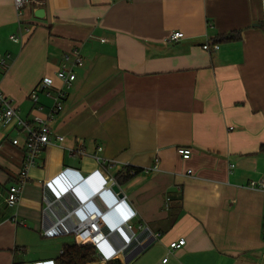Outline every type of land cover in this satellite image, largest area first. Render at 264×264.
<instances>
[{
	"label": "crops",
	"instance_id": "1",
	"mask_svg": "<svg viewBox=\"0 0 264 264\" xmlns=\"http://www.w3.org/2000/svg\"><path fill=\"white\" fill-rule=\"evenodd\" d=\"M177 31L185 38L167 44ZM77 47L84 66L51 124L64 139L42 150L15 208L6 200L25 135L0 122V264H57L77 242L44 237V211L48 224L72 226L84 215L78 201L111 180L129 205L103 222L118 247L135 213L137 240L116 255L123 264H264V192L251 187L264 181V0H30L21 17L14 0H0V58L10 55L0 90L23 118L46 114V93L41 112L30 94L43 79L63 87L59 67ZM179 147L192 150L189 160ZM125 167L141 172L120 185ZM76 184L78 201L66 192ZM99 252L112 254L106 244Z\"/></svg>",
	"mask_w": 264,
	"mask_h": 264
},
{
	"label": "built area",
	"instance_id": "2",
	"mask_svg": "<svg viewBox=\"0 0 264 264\" xmlns=\"http://www.w3.org/2000/svg\"><path fill=\"white\" fill-rule=\"evenodd\" d=\"M29 2L30 0H14L15 10L20 17L23 15V11ZM184 38L185 34L183 32H173L167 38L166 43H176ZM11 41L21 43V34L11 36ZM102 41L104 42V40ZM202 48L205 51L220 50V46L218 44L211 45L209 42H206ZM9 59V54L0 58V69L4 72L9 68ZM84 61L81 47H77L71 53L65 54L57 73V78L63 83V87L56 88V90L53 91L54 85L52 81L43 79L38 84L36 89L30 94V99L36 106L40 105L38 96L40 91L45 92L46 95L53 100V104L48 107L45 115L37 114L31 118H23L19 111L13 106L12 100L0 90V122L19 129L25 135L24 165L19 179L9 188L6 200L9 207L15 208L19 205L23 190L29 181V171L31 168L37 166V159L42 150L51 145L53 140L59 142L63 141V136L54 132L51 124L55 120L56 116L64 110V100L68 91L77 79L76 71L84 66ZM37 108L39 112L43 111L42 106H38ZM13 144L18 145L19 140L14 139ZM177 151L183 159L189 160L191 158L192 150L190 148L179 147ZM231 167L234 168V165ZM157 169L158 159H156V165L152 169H148L146 172ZM104 183L106 184V181ZM251 187L264 192V181L252 182ZM113 211L114 210L106 211L105 213L100 214L97 213V211H83L82 208L78 207L74 213L82 212L84 215L78 222L71 226L66 223L67 219L59 220L57 223L53 222L52 224H48L47 215H49L50 210L48 211L46 209L44 211L46 216L43 219L42 234L46 238H54L61 235H74L78 245L93 244L96 246L98 251L95 257L97 260L95 261L100 262L101 264H106L110 260L117 259L116 255L122 253L137 240L136 233L133 230V227L129 224V221L135 217V213L132 209H130V213L126 217L128 219H126L122 224V228H126L131 236H129L120 247H118V245L110 239V236L112 237V235H108L103 231V222L108 221ZM14 221L17 222L16 216ZM140 229H142V227H140ZM115 231L116 230H112V233H115ZM103 244H106L112 251L111 255H101L99 249ZM185 245V239L171 243L169 246L170 253L181 249ZM168 260V257L165 258L162 261V264H166Z\"/></svg>",
	"mask_w": 264,
	"mask_h": 264
},
{
	"label": "trees",
	"instance_id": "3",
	"mask_svg": "<svg viewBox=\"0 0 264 264\" xmlns=\"http://www.w3.org/2000/svg\"><path fill=\"white\" fill-rule=\"evenodd\" d=\"M240 39V34L231 35L224 40L227 42L237 41ZM141 171L131 167H125L116 175V180L120 185L125 184L131 180L135 175ZM98 248L93 244L78 245L65 244L62 249V253L57 259V264H93L97 255ZM106 264H123L120 259H113Z\"/></svg>",
	"mask_w": 264,
	"mask_h": 264
},
{
	"label": "water",
	"instance_id": "4",
	"mask_svg": "<svg viewBox=\"0 0 264 264\" xmlns=\"http://www.w3.org/2000/svg\"><path fill=\"white\" fill-rule=\"evenodd\" d=\"M43 14H44V11L41 9L37 11L36 16L41 18L43 17ZM88 181L89 179L86 180L84 178H81V185L87 184ZM76 189H77V184L76 186H73L72 189L66 188V192L68 193V195H72L75 199L77 198L76 200L78 201L81 197H77V193L75 192ZM92 191H93L92 195L89 194V196L88 197L86 196L83 201H80V200L78 201L79 203L84 202L82 204L85 206L81 207L82 209L87 207L86 204H89V205L92 204L93 206H97V204H95L97 203V200L100 201L103 207H105L106 211H112L115 208L119 207L120 205L129 206L125 199V195L121 192V188L119 187L118 184H116L115 180H111L109 183H106V184L104 182H101L100 185L96 184L95 189L92 187ZM80 196H84V195H80ZM85 200H87V203L85 202ZM82 204L80 203L79 205H82ZM96 211L97 213H100V214L106 212L102 209L100 205L99 207L97 206ZM121 224L122 223L116 224L115 229Z\"/></svg>",
	"mask_w": 264,
	"mask_h": 264
},
{
	"label": "rangeland",
	"instance_id": "5",
	"mask_svg": "<svg viewBox=\"0 0 264 264\" xmlns=\"http://www.w3.org/2000/svg\"><path fill=\"white\" fill-rule=\"evenodd\" d=\"M49 101H50V105H49L48 107H50V106L53 104V100H52V99L49 98ZM59 244H60V243H59ZM60 247H61V246H59L58 251L60 250ZM95 260H97V259H96V258L94 259V263H93V264H101L100 262H97V261H95Z\"/></svg>",
	"mask_w": 264,
	"mask_h": 264
}]
</instances>
